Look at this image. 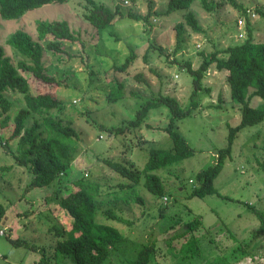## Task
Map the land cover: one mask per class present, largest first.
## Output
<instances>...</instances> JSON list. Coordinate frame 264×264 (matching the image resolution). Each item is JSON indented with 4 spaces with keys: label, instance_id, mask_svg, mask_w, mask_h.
<instances>
[{
    "label": "rangeland",
    "instance_id": "rangeland-1",
    "mask_svg": "<svg viewBox=\"0 0 264 264\" xmlns=\"http://www.w3.org/2000/svg\"><path fill=\"white\" fill-rule=\"evenodd\" d=\"M94 1L110 8L117 6L121 16L111 25L95 28L82 18L85 1L67 0L43 4L17 18H0V49L12 64L27 59L7 45L6 38L21 30L36 39L37 21H64L79 35L78 41L60 42L63 53L44 50L41 60L55 83L39 82L24 74L30 92L51 93L63 102L62 111L52 110V114L63 123L69 120L77 133L73 159L58 183L25 189L31 176L13 162L14 140L3 146L11 121L0 129V203L4 207L0 229H5L4 235H0V264H39L41 257L48 264L53 263L52 249L57 236L49 227L69 226L56 199L70 188L71 180L81 175L99 184L94 197L96 222L114 226L130 240L153 243L154 254L147 264H203L235 249L246 255L234 264L264 263V232L256 234L259 221L254 214L256 210L264 216V173L258 166L264 143V118L235 134L230 155L212 183L216 193L189 196L198 185L195 174L213 163L216 150L225 145L227 126L239 122L240 106L229 97L225 70L215 69L213 63L207 67L201 79L203 88L196 98L198 106L176 121V130L193 152L176 164L154 171L163 186L161 197L150 194L140 182L132 188L124 186L129 180L107 167L102 159L139 169L149 149H169L170 139L160 129L168 118L166 107L149 109L140 126L121 134L100 128L131 119L144 99L158 93L174 96L182 108H187L191 78L184 62L195 68L202 56L241 42L246 23L253 41H264V18L258 13L264 11V0H235L244 14L225 0H213L220 4L209 12L192 1L188 10L195 15L202 32L195 33L183 26L178 42L174 25L183 22L184 10L164 14L166 0H153L151 10L158 14L149 17V27L126 16L128 12L143 15V0ZM246 10L253 13L251 18ZM238 18L243 20L241 30L236 28ZM238 31L241 37L237 36ZM130 51L134 57L125 70H115ZM136 73H140L141 80L134 76ZM112 76L122 83L123 96L108 101ZM4 95L12 102L9 115H13L22 104L21 95L9 90ZM248 104L262 105V101L252 96ZM135 196H140L142 203L135 201ZM106 209L123 221L107 218ZM195 216L200 222L184 239L190 236L197 243L193 255L182 258L178 251L183 241L181 223ZM5 235L32 243L42 251L23 244L14 246ZM101 264L120 263L113 255Z\"/></svg>",
    "mask_w": 264,
    "mask_h": 264
},
{
    "label": "trees",
    "instance_id": "trees-1",
    "mask_svg": "<svg viewBox=\"0 0 264 264\" xmlns=\"http://www.w3.org/2000/svg\"><path fill=\"white\" fill-rule=\"evenodd\" d=\"M67 0H0V18L13 19L20 17L27 10L39 7L46 3H62ZM82 18L95 28H104L120 17L117 6L110 8L94 0H84ZM133 2L134 0H130ZM145 2V13H126V16L142 21L150 26L149 17L157 15L151 10L153 0ZM192 1H197L200 8L206 12L214 10L220 3L213 0H166L164 14L173 10H184L183 22L174 25L175 39L179 36L183 26H187L195 33L202 32V28L191 10H188ZM228 4L238 9L241 6L235 0H225ZM241 13L244 14L243 9ZM264 18V11H258ZM36 39H31L25 32L17 30L11 33L5 43L13 48L18 54L25 57L27 61L18 60L12 64L0 49V129L11 121L10 132L5 138L7 141L14 140V150L11 154L13 162L24 167L30 174L25 189L30 187H42L58 183L62 174L67 172L77 145V133L67 120L63 123L61 119L52 114V110L61 112L63 102L55 95L47 92L32 93L29 90L28 80L24 74L28 73L33 79L43 83H50L54 78L45 71L42 54L44 50L63 53L60 42H74L79 40V35L71 31L64 21H37L35 24ZM251 29L246 23L245 38L235 44L227 45L222 49L214 50L207 56H202L197 67L193 68L185 61L184 68L191 78V88L188 95L187 108H182L174 96L158 93L156 96L144 99L135 110L131 119L116 126H100L110 134H121L128 128H137L141 125L147 111L158 106H165L168 118L160 129L169 137L171 145L169 149L151 148L146 160L139 169H132L118 161L104 158L103 163L119 176L129 180L128 188L141 183L142 187L155 197H161L163 186L161 179L155 170L176 164L182 158L192 154L193 150L183 136L176 130V121L184 115L189 114L198 106L197 94L203 88L201 79L207 67L211 63L217 70L226 71V85L228 87L231 101L240 106L239 122L234 126H227L225 145L215 152L213 163L199 170L195 174L198 185L193 187L189 196L203 197L207 194L216 193L213 180L221 170L225 158L230 155V148L235 134L240 128L260 123L264 118V41H253ZM160 51V47H157ZM134 54L130 51L123 62L115 67V70L123 71ZM142 79L140 73L134 75ZM206 89V88H205ZM9 90L19 93L22 104L13 115H9L12 102L4 95ZM123 96L122 83L112 76L109 85L108 101H114ZM257 96L262 105L250 106L249 99ZM28 120L30 122L28 123ZM147 125V124H146ZM149 126V125H147ZM259 169L264 173V143L262 145V156L258 161ZM125 184V183H124ZM99 184L80 176L70 181V188L58 195L56 205L67 217L69 226L66 229L53 228L57 239L52 249L53 263L65 264H101L107 258L116 257L120 264H147L154 254L152 242H136L125 237L112 225L95 221L96 204L94 197L98 194ZM134 200L142 203L140 196ZM107 218L115 221H123L110 209H106ZM4 213V207L0 203V220ZM259 223L257 233L264 232V216L260 211L254 210ZM200 222L198 216L181 223L182 242L178 251L180 256L189 257L193 255L197 239L188 236ZM12 245L23 244L31 250H41L32 243L17 238L11 239L5 235ZM241 250H233L227 255H216L207 259L203 264H234L245 256ZM39 264H48L44 258ZM264 264V263H262Z\"/></svg>",
    "mask_w": 264,
    "mask_h": 264
},
{
    "label": "built area",
    "instance_id": "built-area-1",
    "mask_svg": "<svg viewBox=\"0 0 264 264\" xmlns=\"http://www.w3.org/2000/svg\"><path fill=\"white\" fill-rule=\"evenodd\" d=\"M245 13L247 14V16L249 18H251L253 16V13L249 12L248 10H246ZM242 26H243V20L241 18L236 19V28H237V30H241ZM237 36L238 37L242 36L241 31H238ZM163 199H165V198H163ZM4 233H5V229L4 228L0 229V235H4Z\"/></svg>",
    "mask_w": 264,
    "mask_h": 264
}]
</instances>
